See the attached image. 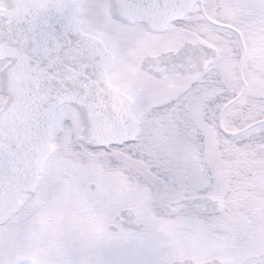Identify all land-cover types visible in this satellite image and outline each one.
<instances>
[{
    "label": "snow or ice",
    "instance_id": "snow-or-ice-1",
    "mask_svg": "<svg viewBox=\"0 0 264 264\" xmlns=\"http://www.w3.org/2000/svg\"><path fill=\"white\" fill-rule=\"evenodd\" d=\"M0 264H264V0H0Z\"/></svg>",
    "mask_w": 264,
    "mask_h": 264
}]
</instances>
